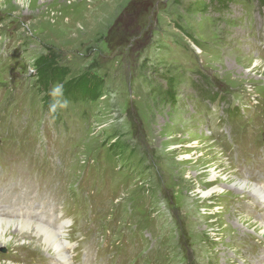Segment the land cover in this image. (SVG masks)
Returning <instances> with one entry per match:
<instances>
[{"label": "rangeland", "instance_id": "rangeland-1", "mask_svg": "<svg viewBox=\"0 0 264 264\" xmlns=\"http://www.w3.org/2000/svg\"><path fill=\"white\" fill-rule=\"evenodd\" d=\"M219 1L0 0V218L67 222L69 257L9 235L0 264H264L232 186L264 192V0Z\"/></svg>", "mask_w": 264, "mask_h": 264}, {"label": "bare ground", "instance_id": "bare-ground-1", "mask_svg": "<svg viewBox=\"0 0 264 264\" xmlns=\"http://www.w3.org/2000/svg\"><path fill=\"white\" fill-rule=\"evenodd\" d=\"M217 177V174H215L212 175L211 179L213 180ZM223 180L226 181V176ZM231 182L232 181H230V183ZM227 183L230 184L229 182ZM232 186L235 187V190L238 192V194L248 193L255 200L261 202V204H263L264 206V192L258 187V189H260L259 191L256 187L257 185L254 186V184L251 185L249 183H246L242 179H237L236 181H233ZM213 191L214 193L221 192V190L218 188H214ZM209 195L210 192H206L203 193L202 196L209 197ZM66 224L67 222H63L62 226H58L59 228L55 227L56 229H50L49 225L46 226L38 223H33L29 220H9L6 218H0V245H3L6 242L9 235H11L12 238L30 235L34 237L35 241L38 242L43 249L51 251L52 256H55L57 261L67 263L69 257H66L64 254L67 248L64 238L66 232ZM261 230L262 231L260 235L264 236V227H261ZM89 249H91V247H89Z\"/></svg>", "mask_w": 264, "mask_h": 264}, {"label": "trees", "instance_id": "trees-1", "mask_svg": "<svg viewBox=\"0 0 264 264\" xmlns=\"http://www.w3.org/2000/svg\"><path fill=\"white\" fill-rule=\"evenodd\" d=\"M214 4H220L219 0H212ZM36 73L37 78L43 84V86H48L50 83L56 81L62 84L64 77L67 75L66 72L62 71L60 68H53L48 59L41 57L36 61ZM99 82H92L85 76L70 79L68 82L64 83L63 92L66 94H71L75 99H87L94 100L99 97L100 90Z\"/></svg>", "mask_w": 264, "mask_h": 264}]
</instances>
